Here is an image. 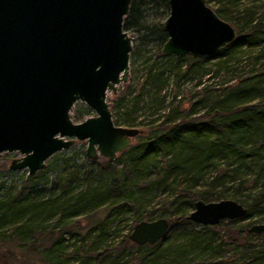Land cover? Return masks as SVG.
Listing matches in <instances>:
<instances>
[{"label":"trees","instance_id":"trees-1","mask_svg":"<svg viewBox=\"0 0 264 264\" xmlns=\"http://www.w3.org/2000/svg\"><path fill=\"white\" fill-rule=\"evenodd\" d=\"M241 1L218 0L212 8L234 26L235 40L192 57L160 54L167 0H130L122 28L134 34L130 54L143 67L124 91L131 97L114 101L113 122L143 126L142 136L120 153L119 167L108 160L63 167L47 187H36L38 172L18 189L0 184V264H264V232L247 231L264 222V66L246 77L236 71L243 47L264 42V2L252 19ZM262 57L264 46L253 65ZM207 60L214 75L230 81L180 95ZM169 80L174 102L166 104ZM145 107L153 110L138 113ZM219 199L239 202L244 215L215 225L186 218L194 201ZM99 211L92 225L78 219ZM125 216L132 223L164 217L169 230L153 244L137 245L126 234L108 243L117 232L112 223ZM64 234L73 243L64 244Z\"/></svg>","mask_w":264,"mask_h":264},{"label":"water","instance_id":"water-1","mask_svg":"<svg viewBox=\"0 0 264 264\" xmlns=\"http://www.w3.org/2000/svg\"><path fill=\"white\" fill-rule=\"evenodd\" d=\"M130 0H0V153L16 152L10 170L40 171L55 152L86 140L85 154L112 161L140 133L113 122L106 93L126 81L132 36L122 21ZM161 22L162 56H210L236 38V30L205 0H167ZM76 101L94 112L70 118ZM232 199L196 200L186 218L198 225L243 216ZM164 217L133 224L137 245L164 237ZM250 233L264 232V222Z\"/></svg>","mask_w":264,"mask_h":264},{"label":"rangeland","instance_id":"rangeland-1","mask_svg":"<svg viewBox=\"0 0 264 264\" xmlns=\"http://www.w3.org/2000/svg\"><path fill=\"white\" fill-rule=\"evenodd\" d=\"M206 4L213 8L216 4H218V0H205ZM264 0H242L240 8H248L250 10V15L252 19L257 18L262 13V4ZM231 24V23H230ZM233 26V25H232ZM234 27V26H233ZM128 35L132 36V46L134 43V34L128 32ZM264 42H259L258 44L250 45L247 47H243L244 52L243 55L240 58L239 63L236 66V71L239 75L242 77H246L247 75H250L251 73L259 70L260 68L258 66H264V57L260 58L258 60L259 63H256L253 65L254 58L253 56L257 53L259 48H263ZM150 54V57H152V51L149 53H146V55ZM142 58L137 55V53H129V59H128V74L126 81L123 83H119L116 85V90L114 93H111L110 91L106 93V101L109 104L110 111H111V117L113 120V112L115 110L114 108V101L118 100V97H120L121 93L124 98L131 97L127 94V92H124L127 87L133 86V84L140 79L141 76V69L143 67V64L141 63ZM186 60H182L181 62H184ZM261 63V64H260ZM203 68V69H202ZM202 68L197 69L191 76H188L185 81H183V85L179 86V94L182 95L184 91H192L193 89H198L200 86H206L207 88H211V90H215L216 87L220 86V84H225V81H230L229 76L228 77H219L213 74V67L211 66V61L207 60V62L203 65ZM170 84L171 80H169L168 85L166 88H163L166 92L165 97V103L169 104L168 101L172 99V102H174V99L172 97V94L170 92ZM177 98V97H176ZM153 110V107H145L143 109H139L138 113L141 112V114L148 115L150 111ZM76 114H80L81 116L76 119ZM140 114V115H141ZM94 112L89 109L83 102L76 101L70 110V118L73 122H79L86 117L93 116ZM143 117V116H142ZM151 117H143V119H149ZM123 126L122 124H119ZM137 128H143V126L136 125ZM142 134H138L135 137H133L130 140L129 146H136L138 143V139H140ZM128 146V147H129ZM85 148H86V140L82 141H74V143L68 148L64 150H60L58 152L53 153L50 155L44 162V167L42 170L38 171L37 178L35 180L36 187H47L49 184H51L52 181L55 180L56 176L59 175L61 170L67 167H70L72 165H77L81 167H94L101 163H104L106 159L102 156H98L94 160H90L86 154H85ZM18 153L16 152H2L0 153V184H3L4 186L11 185L13 188L18 189L20 186L26 184L28 182V174L25 169L20 170H10L8 168V165L10 161L16 157H18ZM116 164V167L120 166V153L116 154L115 158L112 160ZM25 190V189H24ZM191 210V209H190ZM103 217V211H99L93 218L87 219L86 217H80L78 218L82 225L88 226L92 225L93 222H95L98 219H101ZM252 221V220H251ZM258 221H255L253 223H256ZM116 223V221H114ZM114 223H112V228L117 229L116 234L110 235L107 239V242L109 243L110 240H119L121 237H123L125 234L128 235L133 224L128 217H123L118 225L116 226ZM64 244H71L73 243V238H71L68 234H64ZM115 242V241H114Z\"/></svg>","mask_w":264,"mask_h":264}]
</instances>
